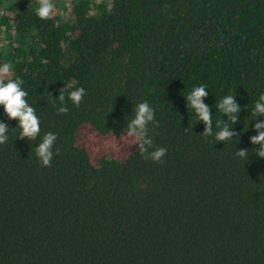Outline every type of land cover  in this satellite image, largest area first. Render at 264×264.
Listing matches in <instances>:
<instances>
[{
	"label": "trees",
	"instance_id": "trees-1",
	"mask_svg": "<svg viewBox=\"0 0 264 264\" xmlns=\"http://www.w3.org/2000/svg\"><path fill=\"white\" fill-rule=\"evenodd\" d=\"M50 2L42 20L39 0H0V63L40 121L36 139L19 138L0 107V264H264V159L249 141L264 119L251 114L264 91V0ZM200 84L213 131L232 126L216 101L241 106L225 144L186 107ZM141 101L162 162L123 136ZM45 132L57 137L49 166L34 152Z\"/></svg>",
	"mask_w": 264,
	"mask_h": 264
},
{
	"label": "clouds",
	"instance_id": "clouds-1",
	"mask_svg": "<svg viewBox=\"0 0 264 264\" xmlns=\"http://www.w3.org/2000/svg\"><path fill=\"white\" fill-rule=\"evenodd\" d=\"M54 5L50 0H39L38 6L35 8V14L40 19L44 20L52 14ZM12 70V65L8 62L0 63V107L9 120L16 121V127L19 128V138H28L34 140L40 133V121L36 115L34 108L27 102L25 97L28 93L21 86L22 81L19 77L15 79H7ZM207 87L203 84L193 86L186 96L187 109H191L195 114V118L204 124L202 134L204 136H213L217 142H225L235 137L237 133L232 129L238 121V114L241 112V106L236 102L235 95L226 94L216 101L215 108L222 113L228 123L217 120L215 122L216 130L213 131V120L210 106L204 103V98L208 95ZM85 89L76 87L68 93V99L75 106H79ZM59 101V106L56 107L58 113H66L67 107L64 106L65 97L59 94L55 97ZM251 114L256 117H264V91L259 93L258 99L254 102ZM154 119V111L147 101H141L135 105L133 114L126 125V135L133 143L138 144V152L145 156L146 159H151L155 162H162L161 158L165 155L164 147L155 148L152 151L148 149L152 146V140L148 136L147 125ZM252 128L256 131L255 135L249 137V141L258 147L254 148V153L257 159H264V119H254ZM14 128V129H15ZM9 128L5 122L0 121V144L8 140ZM57 137L54 132H45L39 139V142L34 148L36 157L41 166H49L53 157V145ZM146 154V155H145ZM234 155L238 158L248 159V150L237 149Z\"/></svg>",
	"mask_w": 264,
	"mask_h": 264
},
{
	"label": "rangeland",
	"instance_id": "rangeland-1",
	"mask_svg": "<svg viewBox=\"0 0 264 264\" xmlns=\"http://www.w3.org/2000/svg\"><path fill=\"white\" fill-rule=\"evenodd\" d=\"M57 3H58V1H57ZM58 4H59V5H62V4H65V3H64V1H59Z\"/></svg>",
	"mask_w": 264,
	"mask_h": 264
}]
</instances>
